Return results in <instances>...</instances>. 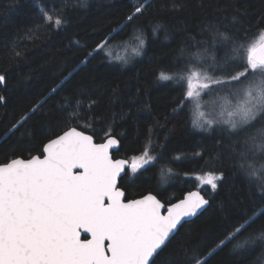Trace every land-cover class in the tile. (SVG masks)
I'll return each mask as SVG.
<instances>
[{
  "label": "trees",
  "instance_id": "obj_1",
  "mask_svg": "<svg viewBox=\"0 0 264 264\" xmlns=\"http://www.w3.org/2000/svg\"><path fill=\"white\" fill-rule=\"evenodd\" d=\"M140 2L0 0V75L5 77L0 82V161L41 155L46 143L41 131H60L48 124L55 111L51 101L24 128L13 134L11 126L70 73L66 90L81 94L83 103L71 102L68 125L97 142L117 137L115 158L145 151L152 157L148 166L122 177L127 198L151 192L170 204L197 188L210 200L205 211L180 227L157 264L204 249L201 264L212 249L208 264H264V217L243 229L246 217L264 210L262 152L254 154L243 139L229 143L219 132L198 130L193 100L181 99L178 81L159 78L182 72L185 60L204 48L223 56L213 47L217 30L245 38L241 43L255 42L264 32V0H144L146 10L127 22ZM45 12L66 24L57 30L43 18ZM101 43L103 48L94 51ZM112 46L121 52L111 53ZM88 97L96 100L91 108ZM178 102L183 104L179 112ZM245 171L255 173L252 182ZM209 172L223 176L216 190L198 184L197 177ZM221 241L224 246L217 247Z\"/></svg>",
  "mask_w": 264,
  "mask_h": 264
},
{
  "label": "snow or ice",
  "instance_id": "obj_2",
  "mask_svg": "<svg viewBox=\"0 0 264 264\" xmlns=\"http://www.w3.org/2000/svg\"><path fill=\"white\" fill-rule=\"evenodd\" d=\"M145 10L141 0L126 21L133 22ZM43 18L57 30L66 24V19L53 20L48 12ZM242 39L245 38L217 30L213 33V47L222 49L223 56L217 58L204 48L185 60L182 72L161 73L159 78L178 81L184 89L181 99L185 102L200 98L201 88L206 90L203 95L223 88L231 110L225 114L211 109L207 118L201 112L194 127L219 132V138L229 143L239 144L243 139L255 154L264 152V32L255 42L241 43ZM103 46L98 44L94 51ZM82 62L87 63V59ZM4 80L0 75V82ZM66 83H71L70 73L11 126L13 134L24 128L29 120L43 114L51 101L55 111L48 124L60 131L52 135L41 131L46 140L41 155L0 161V264H157L170 237L183 226L182 221L196 216L209 200L200 191L188 192L166 209L151 194L126 200L125 191L118 186L121 174L126 168L137 173L152 163V157L145 151L130 164L113 159L112 149L119 145L118 139L108 135L98 143L93 135L69 126L71 102L75 100L79 107L83 101L81 94L66 90ZM87 103L91 108L96 100L88 97ZM180 110L183 104L178 102L177 112ZM39 128L42 130L44 125ZM244 174L252 182L255 173ZM197 179L216 190L223 176L209 172ZM165 210L166 214H162ZM260 217H264V210L251 219L246 217L243 229ZM82 234H90L91 238L82 239ZM220 246H224L223 241L217 245ZM205 251L191 258L175 256L165 264H201ZM214 251L207 252L203 264H208L207 257Z\"/></svg>",
  "mask_w": 264,
  "mask_h": 264
},
{
  "label": "rangeland",
  "instance_id": "obj_3",
  "mask_svg": "<svg viewBox=\"0 0 264 264\" xmlns=\"http://www.w3.org/2000/svg\"><path fill=\"white\" fill-rule=\"evenodd\" d=\"M123 51H125L126 54L129 52L128 49H123ZM119 52H121L120 47H118V46H112L111 47V53L114 54V53H119ZM201 83H203V81H201ZM199 91L202 93V96L198 99L193 100L194 106H196V120L201 118L200 117L201 112L205 113L204 118H207V113L211 109H215L216 112H218V113H225V114L227 113V111L231 110L229 98L227 96L226 91H224L223 88H221L220 91H212L210 95H203V93H205L206 90H204L202 88ZM197 105H199V106H197ZM225 118H226V116H225ZM262 155L264 157V152H262ZM137 157H139V156H137ZM134 158H136V157H133L132 160ZM146 166H148V165H145L143 168H145ZM143 168H141V169H143ZM130 171H131V169H130ZM201 176H203V175H201ZM198 177H200V176H198ZM198 184L200 187L211 188L208 185H202L199 182V180H198Z\"/></svg>",
  "mask_w": 264,
  "mask_h": 264
},
{
  "label": "water",
  "instance_id": "obj_4",
  "mask_svg": "<svg viewBox=\"0 0 264 264\" xmlns=\"http://www.w3.org/2000/svg\"><path fill=\"white\" fill-rule=\"evenodd\" d=\"M78 130H79V129H78ZM86 134H87V133H86ZM89 135H90V134H89ZM113 137H115V136H113ZM115 138L118 139L117 137H115ZM94 140H95V138H94ZM118 140H119V139H118ZM95 141H96V140H95ZM96 142H97V141H96ZM102 142H104V141H102ZM98 143H99V142H98ZM119 147H120V141H119V145H118V146H114V147H113V149H112V156H113L114 152L117 151V150L119 149ZM21 158H22V157H21ZM29 158H30V157H29ZM25 159H27V158H25ZM113 159H115V158L113 157ZM117 159H123V160L128 161L129 164L131 163L129 159L124 158V157L117 158ZM128 169H129V168H126V169H125V172L121 174V178L126 174V172H127ZM77 171H79V170H77ZM120 180H121V179H120ZM118 186H120V181H119V185H118ZM190 191H200L201 194L204 195V194L202 193V191H201L200 189H197V188L192 189V190H190ZM190 191H188V192H190ZM188 192H187V193H188ZM187 193H186V194H187ZM149 194L154 195V194H152V193H147V194H145L144 196L149 195ZM186 194H185L181 199H183V198L186 196ZM144 196H141V197L136 198V199H140V198H142V197H144ZM154 196H156V195H154ZM204 196H205V195H204ZM156 197H157V196H156ZM205 198H207V197L205 196ZM157 199H159V198L157 197ZM181 199H179V200H177V201H175V202H173V203H177V202H179ZM207 199H208V198H207ZM208 200H209V199H208ZM160 201H161V200H160ZM161 203L164 204L162 201H161ZM173 203H170V204H168V205H165V204H164V205H165V209H166L168 206H170L171 204H173ZM209 204H210V200H209ZM209 204L206 205V206H204V208H202L201 210H199L196 216L185 218V220L182 221V225H183L185 222L190 221V220H193V219L196 218L198 215H200L203 211H205V209L209 206ZM162 214H166V211H165V212L162 211ZM179 229H180V228H179ZM175 234H176V233H175ZM175 234H173V236L170 237V240L174 237ZM81 238H82V239H85V238L90 239L91 237H90V234H82Z\"/></svg>",
  "mask_w": 264,
  "mask_h": 264
},
{
  "label": "flooded vegetation",
  "instance_id": "obj_5",
  "mask_svg": "<svg viewBox=\"0 0 264 264\" xmlns=\"http://www.w3.org/2000/svg\"><path fill=\"white\" fill-rule=\"evenodd\" d=\"M113 157H114V154H113ZM115 158V157H114ZM118 158H121V157H118ZM125 158V157H124ZM133 158V157H132ZM132 158H127V159H129L130 160V162H132ZM115 159H117V158H115ZM127 172H130L131 173V171H130V168L127 170ZM127 172H126V174H127ZM125 174V175H126ZM122 179V178H121ZM120 187L124 190V188L121 186V180H120ZM125 191V190H124ZM148 193H151V192H148ZM145 194H147V193H145ZM144 194V195H145ZM152 194H154V193H152ZM144 195H140V196H137V197H134V198H127V195H126V191H125V198H126V200H131V199H136V198H139V197H141V196H144ZM154 195H156V194H154ZM157 196V195H156ZM158 197V196H157ZM159 198V197H158ZM159 200H161L165 205H168V204H166L162 199H160L159 198ZM166 211V210H165ZM164 211V212H165Z\"/></svg>",
  "mask_w": 264,
  "mask_h": 264
}]
</instances>
